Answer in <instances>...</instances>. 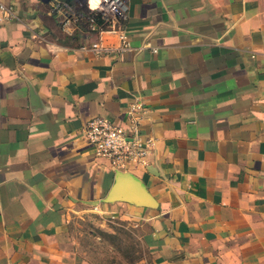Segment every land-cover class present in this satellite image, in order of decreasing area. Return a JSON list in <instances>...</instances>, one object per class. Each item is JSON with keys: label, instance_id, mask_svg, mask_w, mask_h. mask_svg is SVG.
<instances>
[{"label": "crops", "instance_id": "0c3cea01", "mask_svg": "<svg viewBox=\"0 0 264 264\" xmlns=\"http://www.w3.org/2000/svg\"><path fill=\"white\" fill-rule=\"evenodd\" d=\"M2 1L0 264H92L67 237L85 211L142 222L149 264H264V0H125L133 49L103 57L55 0ZM135 95L152 145L126 171L155 207L104 202L115 172L80 136Z\"/></svg>", "mask_w": 264, "mask_h": 264}, {"label": "built area", "instance_id": "2783aa9c", "mask_svg": "<svg viewBox=\"0 0 264 264\" xmlns=\"http://www.w3.org/2000/svg\"><path fill=\"white\" fill-rule=\"evenodd\" d=\"M94 5L84 6L68 0H55L51 10L63 14L61 27L69 31L70 24H79L92 39L80 49L96 57L132 50L128 33L124 28L127 7L125 0H94ZM17 18L15 9L0 0V23ZM102 34L113 35L117 44L102 38ZM152 52H156L153 48ZM149 106L141 96L135 95L127 104L124 116L126 127L117 126L104 116H94L87 120L81 137L95 157L108 161L111 169L126 171L131 165L145 167L151 150V138L145 137L141 129L149 113Z\"/></svg>", "mask_w": 264, "mask_h": 264}, {"label": "rangeland", "instance_id": "374dc122", "mask_svg": "<svg viewBox=\"0 0 264 264\" xmlns=\"http://www.w3.org/2000/svg\"><path fill=\"white\" fill-rule=\"evenodd\" d=\"M116 202L121 201L111 203ZM126 216V211L74 214L67 237L92 264H149L150 254L142 241L146 227Z\"/></svg>", "mask_w": 264, "mask_h": 264}, {"label": "water", "instance_id": "95a60500", "mask_svg": "<svg viewBox=\"0 0 264 264\" xmlns=\"http://www.w3.org/2000/svg\"><path fill=\"white\" fill-rule=\"evenodd\" d=\"M48 1V0H42ZM121 201L141 207H155L156 201L141 181L129 171H115L104 202Z\"/></svg>", "mask_w": 264, "mask_h": 264}]
</instances>
